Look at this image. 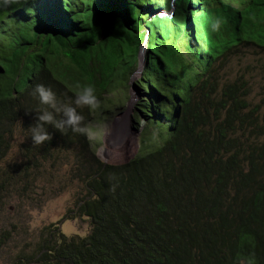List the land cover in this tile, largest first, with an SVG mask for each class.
Instances as JSON below:
<instances>
[{
    "label": "trees",
    "instance_id": "16d2710c",
    "mask_svg": "<svg viewBox=\"0 0 264 264\" xmlns=\"http://www.w3.org/2000/svg\"><path fill=\"white\" fill-rule=\"evenodd\" d=\"M172 4L171 16L158 14V0L0 4V46L7 49L0 55V160L9 149L2 123L17 116L36 122L45 107L32 95L37 84L63 103L74 99L76 84L94 86L97 97L128 85L144 41L137 84L156 104L135 105L153 135L141 131L137 155L112 150L114 164L90 153L82 134L48 126L51 144L74 134L83 149L73 217L87 218L90 231L65 237L57 226H44L11 264H264V123L259 107L245 100L244 81L219 88L208 71L216 54L236 44L264 48V0ZM48 143L30 142L39 150ZM41 166L24 161L0 178L13 188L23 171Z\"/></svg>",
    "mask_w": 264,
    "mask_h": 264
},
{
    "label": "rangeland",
    "instance_id": "374dc122",
    "mask_svg": "<svg viewBox=\"0 0 264 264\" xmlns=\"http://www.w3.org/2000/svg\"><path fill=\"white\" fill-rule=\"evenodd\" d=\"M166 1L158 0L161 15H167L171 11V6L169 8L165 6ZM224 1L233 4L235 0ZM205 24L209 30V24ZM176 47L179 48L184 60L188 61L181 40L177 42ZM5 50L6 46H0V55ZM175 59L178 61V56ZM66 62L67 60L62 63L64 67ZM54 67L56 66H47L51 71ZM208 71L209 78L213 76L219 88L223 83L236 79L244 81L248 87V96L245 100L253 107H259L258 111L262 117L259 122L264 123V105H261L264 103V48L244 42L236 44L217 56ZM134 72L132 70L129 78ZM129 78L128 85H116L99 95L98 109L90 110L87 107L77 109L84 117V123L90 128V132L82 134V139L90 153L103 164H114L112 163L114 149L136 154L142 128L146 136L153 135L150 125L148 128L145 127L148 122L143 127L144 116L135 111L136 93L133 85L129 83ZM137 79L138 77L132 80L133 83L137 84ZM65 91L63 86L58 87L60 97L66 95ZM147 99L151 101L149 91L142 89L138 101ZM155 106L154 100L151 101V107ZM180 110L181 106H178V111ZM133 115L134 117L136 115V120L140 122L137 127ZM35 123V120L21 116L2 123L6 129L9 149L0 160V172L4 171L5 175H8V172L20 170V165L23 169L24 161L32 164L33 160H36L42 166L30 167L23 171L21 173L23 178L14 186L15 188L8 189L4 177L0 178V264H11L15 253L36 241L39 231L44 226H57L65 237H85L90 231L87 218L77 214L73 217L74 204L81 188L79 178L76 177V160H82L80 155L83 149L76 148L74 134L65 140L56 137L54 144L50 141L45 150L36 149L30 144L31 133L28 129Z\"/></svg>",
    "mask_w": 264,
    "mask_h": 264
},
{
    "label": "clouds",
    "instance_id": "9594fccd",
    "mask_svg": "<svg viewBox=\"0 0 264 264\" xmlns=\"http://www.w3.org/2000/svg\"><path fill=\"white\" fill-rule=\"evenodd\" d=\"M19 2L20 0H0V4H2L4 7H8L12 4H16ZM220 24L221 22L219 20L214 22L212 24V30L213 31L219 30ZM224 52H222L221 54H223ZM221 54H216L215 58ZM140 77H138L137 81L139 80ZM129 83L132 85L134 84L131 78H129ZM75 87L77 91L75 92L74 99L70 103H62L58 101L56 94L51 90V88L46 87L42 84H37L33 88L32 95L36 97L39 103L45 107L38 111V114L36 115V123L28 128L31 133L30 138L32 144L44 145L46 142L48 143L52 140L53 137L48 132V126H51L61 134H66L69 130H71L74 133H80V134H87L88 132H90L89 126L84 123V117L77 111V109L87 107L90 110H96L100 107V101L96 95L94 86L76 84ZM138 89H139L138 91V96H139V93H141L142 89H140V87H138ZM137 103L138 101L136 102V104ZM135 111H137L138 114L143 116L137 109H135ZM178 112L180 111H178V107H177L176 112L174 113V116L176 118L179 117L177 115ZM143 118H144V124H143L144 127V125H146V122L149 123V119H146L145 117ZM133 119L134 120L137 119L136 115L135 117L133 115ZM136 122L137 124H135V127H137V125L140 123L139 120H136ZM141 131L143 132L144 129L142 128ZM142 135L143 134H141V136ZM138 143L139 141L137 142L136 155L138 154L140 149ZM111 191H115V186H112Z\"/></svg>",
    "mask_w": 264,
    "mask_h": 264
},
{
    "label": "water",
    "instance_id": "95a60500",
    "mask_svg": "<svg viewBox=\"0 0 264 264\" xmlns=\"http://www.w3.org/2000/svg\"><path fill=\"white\" fill-rule=\"evenodd\" d=\"M173 1V0H172ZM172 1H171V3H172ZM174 9V6H173V4H171V11L167 14V15H163V16H171L172 14H173V10ZM145 42V41H144ZM144 42H143V46H144ZM140 51H141V46L139 47V50H138V54H137V62H138V60H139V58H140ZM144 56H145V46H144V49H143V57H142V64H143V66H142V68H141V71L139 72V74H138V77H140L141 76V73H142V70L144 69V66L146 65V63H145V60H144ZM133 87H134V90L138 93V91H139V89H138V86H137V84H133Z\"/></svg>",
    "mask_w": 264,
    "mask_h": 264
},
{
    "label": "bare ground",
    "instance_id": "6f19581e",
    "mask_svg": "<svg viewBox=\"0 0 264 264\" xmlns=\"http://www.w3.org/2000/svg\"><path fill=\"white\" fill-rule=\"evenodd\" d=\"M143 49H144V46L143 45H141V51H140V58H139V60H138V62H137V64H138V67H137V69H136V71L133 73V76H131V80H134V79H136L137 77H138V74H139V72L141 71V68H142V57H143ZM134 90V89H133ZM134 92L136 93H134L135 94V96H136V98H135V102H136V100L138 101V99H139V96H138V93L134 90Z\"/></svg>",
    "mask_w": 264,
    "mask_h": 264
}]
</instances>
